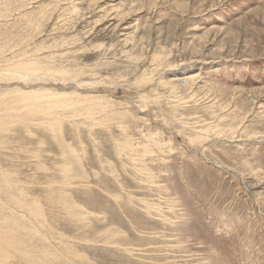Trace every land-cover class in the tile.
I'll use <instances>...</instances> for the list:
<instances>
[{
    "label": "rangeland",
    "instance_id": "rangeland-1",
    "mask_svg": "<svg viewBox=\"0 0 264 264\" xmlns=\"http://www.w3.org/2000/svg\"><path fill=\"white\" fill-rule=\"evenodd\" d=\"M0 264H264V0H0Z\"/></svg>",
    "mask_w": 264,
    "mask_h": 264
},
{
    "label": "bare ground",
    "instance_id": "bare-ground-1",
    "mask_svg": "<svg viewBox=\"0 0 264 264\" xmlns=\"http://www.w3.org/2000/svg\"><path fill=\"white\" fill-rule=\"evenodd\" d=\"M24 63V62H23ZM95 106V105H94ZM66 107V106H65ZM9 251V250H8Z\"/></svg>",
    "mask_w": 264,
    "mask_h": 264
}]
</instances>
